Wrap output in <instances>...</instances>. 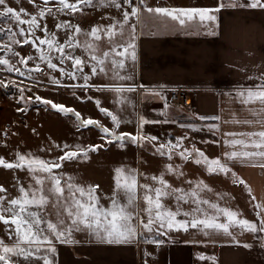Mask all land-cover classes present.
<instances>
[{
  "label": "crops",
  "instance_id": "0c3cea01",
  "mask_svg": "<svg viewBox=\"0 0 264 264\" xmlns=\"http://www.w3.org/2000/svg\"><path fill=\"white\" fill-rule=\"evenodd\" d=\"M120 2V9L111 7L117 11L114 18L118 14L122 16L125 10L130 11L129 5L124 4L123 0ZM221 2L228 4L230 0H144L141 8L214 9ZM236 2L244 4L247 0ZM132 3L139 5L140 0H132ZM94 14H97L96 11ZM212 15L216 16L215 21L200 23L197 18L186 20L183 25L170 17L147 11H142L140 18L130 17L129 24L135 25V45L139 56L137 72L130 86L136 89L133 92H136L139 120L142 117L147 121H166L145 124L151 129L145 135L162 133V137H156L157 141L162 139L164 143L186 137L184 143L193 141L187 149L193 150L195 146L210 159L220 158L227 166H236L239 178L252 192L245 191V196L237 203L238 207L248 210L246 216L241 218L259 226L264 217V208L251 210L246 208L248 205H243L249 204L248 201L255 197L249 205L264 206V168L259 166L264 160L258 157L230 160L225 153L256 150L227 144L233 139H249L229 133L264 131V111L261 110L264 105L259 102L243 104L238 96L242 89L264 83L261 79L264 77V8L224 7ZM111 25L115 24L111 22ZM178 87L189 89L190 104L187 107L176 106L169 101V93ZM155 92L159 95H154ZM246 120L252 123H244ZM207 122L214 126L213 130L207 126ZM193 128L198 132L195 140L190 139L195 135ZM145 144L151 142L145 141ZM183 149H173L171 159L158 153L151 154L165 166H179L182 175L164 174V179L172 188L191 192L197 181H203L211 191L197 190L200 198L216 204L218 189H225L226 184V189L245 188V184H234L229 173L210 175L203 164L181 159L177 153ZM149 162L152 163V158ZM231 170H234L233 166ZM163 172L165 170L160 174ZM151 181L147 178L146 183L150 185ZM156 186L160 185L156 183ZM167 199L178 204L172 197ZM184 204L196 207L191 198ZM201 207L208 209L207 205ZM257 211L261 215H257ZM179 219H183L182 216ZM209 232V235H204L190 229L189 232L174 231L166 236L142 232L138 233L133 243L123 244L101 241L56 243L54 264H264V232L249 234L239 228H230L231 235ZM149 239L163 243H147ZM244 244L250 247L246 248ZM209 257L214 258V262L207 259Z\"/></svg>",
  "mask_w": 264,
  "mask_h": 264
},
{
  "label": "snow or ice",
  "instance_id": "6c2138e0",
  "mask_svg": "<svg viewBox=\"0 0 264 264\" xmlns=\"http://www.w3.org/2000/svg\"><path fill=\"white\" fill-rule=\"evenodd\" d=\"M17 4L21 0H15ZM30 4H35L36 0H28ZM124 4L129 5L130 11L125 10L122 12V21L120 24L119 35L123 37L124 25L129 23L130 17L140 18L142 11H147L157 16L170 17L172 20L178 21L181 25L185 24L186 20L191 21L193 19L199 20L200 23L204 21H215L216 16L212 15L213 12H219L224 7H249V8H264V0H247V3L239 4L236 0H230L228 4L221 2L218 7L214 9L209 8H189V9H174L165 7H146L141 8L144 4V0H140L139 5H133L132 0H123ZM49 0H43V6H38V12L36 15H31L30 19H22L21 14L29 15L25 9L20 8L15 10L13 7L8 6L6 0H0V6H3V10L0 11V17H10L14 21L15 26L19 29V35L25 36V39L21 42L16 40L15 33H12L11 29L7 30L11 43L23 45H31L39 48L36 44V40H39V45H46L49 53L53 50L60 53L56 59L59 60L60 64H63L66 59L72 61V71H65L63 68H58L56 63L52 62V57L40 50L39 59L47 63V68L53 71L59 70L61 75H66L69 79L75 80L77 78L76 73L80 72L83 74V65L86 61L81 60L79 57L72 56L69 52H66V48H73L79 46L77 36L82 33L81 28L78 25H72L70 22H61L55 24L57 30H71L70 34H67V38L63 43L58 42L56 33L50 32L47 25L41 26L40 20L46 16H52L53 11L51 7H47ZM85 5L87 7L97 6H114L117 9L122 7L120 0H56L55 6L58 12L67 11L69 14H74L83 11L80 7ZM40 20H38V18ZM27 25L28 27H21ZM116 26L110 25L105 28L103 25H95L89 32L83 33L86 37H91L93 40H100L101 34L106 35L109 41L117 35ZM129 39L123 44H114L110 49V52L106 51L102 57L92 55L91 59L96 63L91 66V75L105 74L107 75L106 63L112 65L110 71L112 72V78L116 80L131 79L130 76L121 75V71L125 68V60L131 58L133 61L136 59L135 54V25H130ZM36 30L43 32L44 38L36 37L31 39ZM4 29L0 28V32ZM27 34V35H26ZM214 34V33H210ZM86 48L93 49L94 45L86 40L84 42ZM8 48V45L4 46ZM122 48L123 51H117V48ZM12 51L11 48H8ZM110 53H113L116 57L121 59L113 58ZM13 56H19L18 52L12 51ZM32 56L23 57L17 63L27 65L29 60H33ZM0 65L5 66V70L8 72L15 71L20 76H25V72L15 67L9 59L0 57ZM31 71L43 70L36 65ZM90 75L83 74L82 79L88 81ZM264 80V77H261ZM53 84L68 87V85H61L57 79L52 80ZM0 86L5 85L3 81H0ZM75 86V85H73ZM79 87H88L86 84L79 85ZM97 91H103L107 86H96ZM109 90L117 93L122 92H133L136 89L129 86L128 88L123 87H112ZM23 90H21V99H24ZM159 95L158 92L153 93ZM238 96L241 98L243 104H250L259 102L264 105V83L254 84L252 87L242 89L238 92ZM31 99V98H29ZM37 100L41 101L46 106H50L63 113H73L76 120V127L87 128L89 126L98 127L102 140L106 143L111 144L114 141H119L121 146L124 143L131 142L133 144H140L143 141H149L155 144L158 140L156 136H147L143 134V126L147 123H162L166 121H147L142 117L139 120V126L137 134L131 133H120L117 134L115 131H111L109 128L100 125L97 121L81 117L79 112H75L73 109L66 108L63 105H58L49 100H42L40 97H36ZM91 99V97H89ZM99 106V101H96ZM105 116L109 117L113 124L118 128L121 121L112 112L100 108L99 109ZM264 111V109H261ZM206 119V117H201ZM218 119V117L216 118ZM244 123H252V121H243ZM231 136H245L249 139L227 141L226 143L231 146L242 145L244 148H253L254 151H232L225 153V156L230 160L237 158L251 159L261 158L264 160V131L251 132V133H229ZM258 137L259 139H254ZM186 137H181L175 142L168 141L161 143L156 147V152L161 156H167L169 159L172 158L173 149L180 148L182 141ZM104 145H89L82 147L79 144L68 145L65 144L62 147L64 149H70L64 151V154L58 158L60 162L55 160L49 161L41 159L40 157L34 156L31 153L21 154L17 153L16 158L12 162L6 161L3 157H0V167L4 169H19L26 170L31 178L35 182V186L30 185L28 189H25L22 185L18 187L20 195L17 198H13L6 201L4 196H0V223H3L7 227L6 232L8 239L15 240L13 244L8 245L3 239H0V264H17V261L13 260V257L22 258L23 260H29L35 257L37 260H42L43 264H54L53 260L49 258V255H36L37 253L55 254L56 248L53 243V238L64 244L74 243L72 239L73 232L87 231L89 235L94 236L99 241L108 244H123L131 242L136 236L142 234V232L152 233L154 236H166L171 232H189L190 229L198 230L204 235H209L211 232L231 235L230 228H239L243 232L249 234L264 232V217L261 218L259 226L252 221L245 218H241V214L232 211L231 209L221 208L218 204L210 202L206 199L200 198L199 191L209 190L207 185L203 181H197L195 188L191 192H185L181 188H172L171 185L164 179L165 173H174L182 175L179 172V166L174 167L171 164L165 166V172L161 173L160 176H153L151 179L158 183L160 187H153L152 185L143 184L139 185L136 176L129 172L125 173L123 169H116V190L113 193L111 200V206L104 208L99 203V197L96 195V189L99 187L88 186L87 188L82 187L72 181L69 177L67 181L63 180L62 175L54 173V169H60L63 167V161L73 160H87L90 152H95L102 148ZM59 147V146H57ZM181 159L188 161L193 160L196 164H203L206 171L211 174H224L227 175L231 169L224 163L221 162L220 158H208L204 152L195 148L189 150L184 148L183 151L177 153ZM264 168V163L259 165ZM233 183L244 185L245 182L241 180L235 173H232ZM48 182V187L45 188V182ZM191 183V182H189ZM143 189L142 196L140 197L145 207L138 209L137 206V189ZM246 191L251 193V189L245 185ZM6 189L0 185V193L5 192ZM122 191L125 197V201L121 203L117 196V192ZM172 197L178 205L181 201L184 203L191 202L196 205L191 212H182L178 206L175 210L166 207L162 203L163 198ZM255 200V197H252ZM53 201V206L57 208L56 221L46 219L41 215L43 210L49 202ZM201 205H207L208 209L201 207ZM264 206L255 204V210H261ZM36 209V210H32ZM63 210V212L60 211ZM141 213L146 214L143 216ZM186 217L185 219H178L179 216ZM257 215H261L260 211H257ZM221 217H224V221L221 222ZM43 225V227H42ZM147 243H163L161 240H146ZM244 247H250L248 244H244ZM205 259V257H201ZM212 259L214 262V258ZM215 264V262H214Z\"/></svg>",
  "mask_w": 264,
  "mask_h": 264
},
{
  "label": "rangeland",
  "instance_id": "374dc122",
  "mask_svg": "<svg viewBox=\"0 0 264 264\" xmlns=\"http://www.w3.org/2000/svg\"><path fill=\"white\" fill-rule=\"evenodd\" d=\"M6 2L8 6L13 7L15 10H19L20 8L25 9L26 13L29 15H24L22 13V19H30L31 15L37 14L39 10L38 6H43V0H36L35 4H30L28 0H21L19 4H17L15 0H6ZM70 2H75V0H70ZM55 4L56 0H49V4L47 5V7L52 8V16H46L42 20H40L39 17L37 18L40 20L42 27L47 25L50 32L56 33L57 40L60 43L66 40L67 34H70L71 30H57L55 24L67 21L81 28L82 33L77 36L79 46L66 48L65 51L69 52L72 56L79 57L81 60L86 61L83 65V74H88L91 78L88 81H84L82 79L83 74L77 72V78L71 80L66 75L62 76L59 70L53 71L48 69L47 63L39 59V49H43L45 53L50 54L52 62L56 63L58 68L65 69L66 72L73 70L72 61L66 59L63 64H60L59 60L56 59L60 53L55 50L49 53L46 45H39V40H36V44L39 48L33 47L30 44L21 46V44L11 43L9 34H7L8 29H11L12 33L16 34L14 37L16 40L22 42L25 36L19 35V29L15 26L14 21H12L10 17H0V28L4 29L3 32H0V57L9 59L15 67L25 72V76H20L15 71H6L5 66L0 65V81L8 85L0 86V157H3L8 162H12L15 160L17 153H31L44 160H55L60 162L58 158L64 154V151L70 150H61L65 144H79L82 147H87L89 145H104L99 150L90 152L87 160L63 161V167L54 169V173L62 175L64 181H67L68 178L71 177L72 181L85 188L98 185L99 187L96 189V195L99 197V203L104 208H108L111 206L113 193L116 190L115 170L123 169L125 173L131 172L136 176L139 185L147 184V178L152 180L151 177L160 176V172L165 170L163 162L151 155L157 153L156 149L153 150V148L164 142L160 139L156 141L155 144L151 142L149 145L145 144V141L140 144H133L126 141L123 146H121L119 141L108 144L105 140L101 139L103 134L98 127L89 126L87 128L78 129L73 113L59 112L36 99V97H40L42 100H49L58 105L73 109L75 112H79L82 118H91L100 125L109 128L111 131H115L117 134L131 133L135 135L138 131L139 109L135 100L136 92L125 91L117 93L109 90L112 87L127 88L126 86L131 85L138 67V47H135V61L131 58L126 59L125 68L120 73L124 76H130L131 79H113L112 72L110 71L112 65L110 63H106L107 75L103 73L91 75V66L96 63L91 59V56L96 55L97 57H102L104 52H110L114 44L125 43L129 39L131 30L130 24L124 25V35L121 37L119 35V22H121L123 18L120 14L114 18V14L117 13L116 10L111 9V7L114 6L87 7L81 5L80 7L83 11L69 14L67 11L63 13L58 12ZM2 10L3 6H0V11ZM94 11H96L97 14H94ZM112 15L113 18H111ZM111 22L115 24V30L117 32V35L111 42L109 38L103 34H101L100 40H93L91 37L83 35V33L89 32L95 25H103L105 28H108ZM21 27L27 28L28 26L22 25ZM44 35L45 34L40 30H36L34 35L30 38H44ZM86 40H89L94 45V50L86 48L84 44ZM5 45H8V48L18 52L20 55L13 56L12 51L5 48ZM116 50L123 51V49L119 47ZM110 55L115 59H121L120 57H116L113 53H110ZM28 56H32L34 59L29 60L27 65L17 63L21 58ZM36 65H39V68L43 71L30 72L29 70L34 69ZM53 79L59 80L61 85H68V87L53 84ZM82 84H86L88 87H79V85ZM96 86L107 87H105L103 91H97ZM21 90H23L22 95L24 99L20 98ZM89 97H91V99H89ZM96 101H99V106ZM100 108H104L118 117L121 121L118 128L109 117L105 116L99 110ZM7 124L11 125V131L5 130V125ZM207 126L211 130L214 129V126L210 123L208 124V122ZM192 130L195 131V135H192L190 139L195 140L198 132L195 128ZM149 131H151V129L144 125L143 134ZM160 131L162 132L163 129H160ZM7 132L11 134L9 139L4 137ZM210 133L212 134L211 131ZM161 134L162 133L153 135L162 137L163 134L162 136ZM188 134H190V131ZM192 143L193 141L191 140L186 141V143L182 141L181 147L190 148ZM152 145L153 147L151 148ZM151 158L152 163L149 162ZM232 166L234 170L229 172L230 176L232 177V173H235L236 176L239 177L236 166ZM232 166L228 165L230 169ZM152 184H155V186ZM0 185L6 189L5 192L0 193V196H4L7 201L17 198L20 195L18 191L20 185L28 189L30 185L35 186V182L26 170H8L0 167ZM150 185L153 187H160L156 186V182L153 180ZM48 186V182L46 181L44 187L47 188ZM226 186L227 184L225 185V189H218L219 196L217 204L221 208L231 209L232 211L240 213L242 217L246 216L245 213H247L248 210L238 207L237 205L245 196L246 189L243 187L226 189ZM142 193L143 189L138 188L136 201L138 209H143L145 207L144 201L140 198ZM116 194L121 203H123L125 201L123 192L119 191ZM253 202V199L248 201L249 204ZM53 203L54 202L50 200L49 204L41 210V215L55 222L57 208L53 206ZM162 203L172 210H175L179 206L182 212H191L193 209L191 204L185 205L183 202L178 205L172 203L167 198H163ZM249 204L244 203L243 206L248 205L246 208L251 210L254 209V206ZM60 211L63 212L62 209H60ZM141 214L146 218V214ZM177 218L179 219V217ZM182 218L185 219L186 217L182 216ZM221 219H224V217H221ZM7 227L12 226H5L3 223H0V239H3L6 244L11 245L15 237L11 240L8 239L6 232ZM72 239L75 242L99 241L94 236L89 235L87 231L73 232ZM135 239L130 243H133ZM53 243L56 244L60 242L53 238ZM36 255H49V258L54 262V254L41 252ZM12 259L17 261V264H43L42 260H37L35 257L29 260H23L18 257H13Z\"/></svg>",
  "mask_w": 264,
  "mask_h": 264
},
{
  "label": "built area",
  "instance_id": "2783aa9c",
  "mask_svg": "<svg viewBox=\"0 0 264 264\" xmlns=\"http://www.w3.org/2000/svg\"><path fill=\"white\" fill-rule=\"evenodd\" d=\"M169 101L173 103L176 106L180 107H187L190 104V92L189 89L186 87H178V88H173L171 92L169 93ZM5 130L6 131H11V125L7 124L5 125ZM5 138H10L11 134L7 132L4 135Z\"/></svg>",
  "mask_w": 264,
  "mask_h": 264
}]
</instances>
